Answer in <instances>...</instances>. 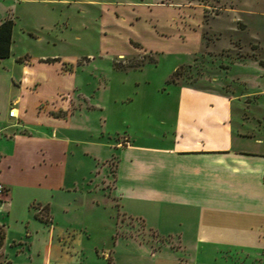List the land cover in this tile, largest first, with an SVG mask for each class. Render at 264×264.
<instances>
[{
	"label": "crops",
	"instance_id": "0c3cea01",
	"mask_svg": "<svg viewBox=\"0 0 264 264\" xmlns=\"http://www.w3.org/2000/svg\"><path fill=\"white\" fill-rule=\"evenodd\" d=\"M71 1L78 0H0V21L12 20L9 53L0 57V199L10 200L13 188L33 187L41 196L30 195L25 207L37 219L38 209L46 208L50 235L57 214L77 210L91 190L84 181L98 175L101 183L112 158L110 193L121 214L189 237L193 249L239 250L241 259L253 253L257 264L264 263V74L248 59L237 62L251 67L250 75L239 73L244 90L171 83L173 101H132L126 113L116 109L123 126L108 129L106 111L115 99L88 102L75 92L72 71L59 69L62 58L32 56L20 45L25 31L35 40L40 36L19 17H48L49 8ZM61 93L73 96L75 105ZM93 187L102 190L96 182ZM88 203L97 200L92 196ZM241 261L208 264H246Z\"/></svg>",
	"mask_w": 264,
	"mask_h": 264
},
{
	"label": "rangeland",
	"instance_id": "374dc122",
	"mask_svg": "<svg viewBox=\"0 0 264 264\" xmlns=\"http://www.w3.org/2000/svg\"><path fill=\"white\" fill-rule=\"evenodd\" d=\"M41 5L33 8L41 11ZM34 17L22 15L18 22L40 38L25 31L20 45L32 56L62 58L59 69L72 71L75 92L88 102L115 99L105 109L108 129L123 126L114 117L116 109L126 113L132 101H173L171 83L244 90L239 73L250 75L251 67H237V62L248 59L254 61L253 71L264 74V0H78L55 4L48 17ZM126 96L132 99L125 101ZM69 101L75 105L73 96ZM113 161L107 162L101 183L98 175L84 181L91 190L76 203L77 210L57 214L50 235L46 208L38 209L39 220L25 207L30 195L41 196L33 187L13 188L10 200L0 199V264H208L221 258L257 264L253 253L241 259L239 250L193 249L189 237L156 231L149 219L121 214L110 193ZM95 182L102 190L93 187ZM92 196L96 205L88 203ZM64 227L65 233H56Z\"/></svg>",
	"mask_w": 264,
	"mask_h": 264
},
{
	"label": "trees",
	"instance_id": "16d2710c",
	"mask_svg": "<svg viewBox=\"0 0 264 264\" xmlns=\"http://www.w3.org/2000/svg\"><path fill=\"white\" fill-rule=\"evenodd\" d=\"M12 20L5 18L0 21V57L7 56L9 53L10 32ZM4 237V231L0 226V246Z\"/></svg>",
	"mask_w": 264,
	"mask_h": 264
},
{
	"label": "built area",
	"instance_id": "2783aa9c",
	"mask_svg": "<svg viewBox=\"0 0 264 264\" xmlns=\"http://www.w3.org/2000/svg\"><path fill=\"white\" fill-rule=\"evenodd\" d=\"M13 110H14V108H12V107H10L8 109L7 113H8L9 116H14V111ZM3 188H4L3 185L0 183V192L3 190Z\"/></svg>",
	"mask_w": 264,
	"mask_h": 264
}]
</instances>
